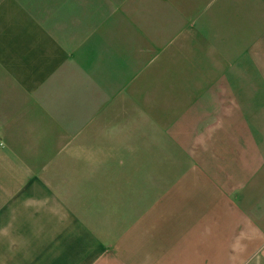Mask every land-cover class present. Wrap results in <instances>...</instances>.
Returning a JSON list of instances; mask_svg holds the SVG:
<instances>
[{
	"label": "crops",
	"instance_id": "obj_1",
	"mask_svg": "<svg viewBox=\"0 0 264 264\" xmlns=\"http://www.w3.org/2000/svg\"><path fill=\"white\" fill-rule=\"evenodd\" d=\"M170 86H194L216 120L196 181L162 206L163 236L59 254L58 232L83 226L51 183L113 111L164 104ZM0 140V264H264V0H0Z\"/></svg>",
	"mask_w": 264,
	"mask_h": 264
},
{
	"label": "rangeland",
	"instance_id": "obj_2",
	"mask_svg": "<svg viewBox=\"0 0 264 264\" xmlns=\"http://www.w3.org/2000/svg\"><path fill=\"white\" fill-rule=\"evenodd\" d=\"M193 88L170 86V96L164 104L140 101L121 112L113 111L120 114V118H113L116 125L96 128L90 134L93 147L73 151L71 179L53 182L51 186L72 195L75 221L79 222L75 226L83 227L74 228L73 240L60 239L71 231L58 232L59 254L66 243L76 244L77 239L86 237L91 258L114 254V240L130 233V229L133 236L140 230L144 236H163L162 206L173 196L188 191L187 185L193 183L187 180L194 177L196 181L193 175L200 168L197 161H207L197 153L209 147L204 141L209 140L208 131L216 120L209 116V101L198 102ZM119 133L122 142L117 144ZM141 210L142 213L137 212ZM171 216L178 217L179 213ZM118 217H131L132 224L121 229L117 225V231L114 219ZM100 239L110 241L109 245H99Z\"/></svg>",
	"mask_w": 264,
	"mask_h": 264
},
{
	"label": "built area",
	"instance_id": "obj_3",
	"mask_svg": "<svg viewBox=\"0 0 264 264\" xmlns=\"http://www.w3.org/2000/svg\"><path fill=\"white\" fill-rule=\"evenodd\" d=\"M0 144H1V145L3 144L2 141H0Z\"/></svg>",
	"mask_w": 264,
	"mask_h": 264
}]
</instances>
